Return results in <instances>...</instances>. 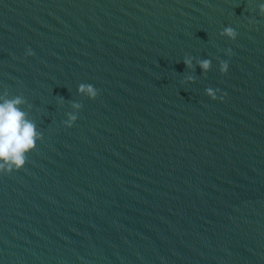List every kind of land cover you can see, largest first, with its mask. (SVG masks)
I'll return each mask as SVG.
<instances>
[{
  "label": "water",
  "instance_id": "obj_1",
  "mask_svg": "<svg viewBox=\"0 0 264 264\" xmlns=\"http://www.w3.org/2000/svg\"><path fill=\"white\" fill-rule=\"evenodd\" d=\"M262 3L0 0V102L41 134L0 264H264Z\"/></svg>",
  "mask_w": 264,
  "mask_h": 264
},
{
  "label": "clouds",
  "instance_id": "obj_2",
  "mask_svg": "<svg viewBox=\"0 0 264 264\" xmlns=\"http://www.w3.org/2000/svg\"><path fill=\"white\" fill-rule=\"evenodd\" d=\"M259 10L264 14V3L259 5ZM221 35H227L230 38H235L236 32L232 27L223 28ZM231 53V50H227ZM32 55L31 50L27 52ZM184 63L190 66V60L185 58ZM200 67L207 70L210 66V61L205 59L199 62ZM228 62L220 60V72L227 71ZM189 80L192 77H188ZM79 92H86L90 99L97 96L98 90L91 84L81 83L78 86ZM216 91L209 88L206 92L212 99H217ZM223 99V96L219 97ZM25 103L21 96H15L11 99L4 98L0 102V170L11 172L21 168L26 162V153L35 147L36 141L40 138V133L36 130V125L27 118V113L19 107ZM73 107L80 108V104H74ZM77 119L76 115L68 114V119L64 121L67 126H71Z\"/></svg>",
  "mask_w": 264,
  "mask_h": 264
}]
</instances>
